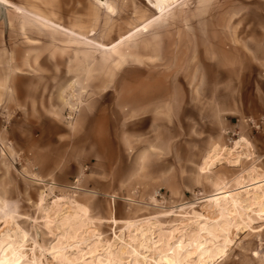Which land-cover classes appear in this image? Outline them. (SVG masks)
<instances>
[{
	"label": "rangeland",
	"instance_id": "1",
	"mask_svg": "<svg viewBox=\"0 0 264 264\" xmlns=\"http://www.w3.org/2000/svg\"><path fill=\"white\" fill-rule=\"evenodd\" d=\"M158 79L190 99L174 158L120 160L115 188L55 157L57 124ZM2 259L264 264V0H0Z\"/></svg>",
	"mask_w": 264,
	"mask_h": 264
},
{
	"label": "crops",
	"instance_id": "2",
	"mask_svg": "<svg viewBox=\"0 0 264 264\" xmlns=\"http://www.w3.org/2000/svg\"><path fill=\"white\" fill-rule=\"evenodd\" d=\"M133 91L129 93L124 88L115 94L119 107H126L129 98L133 100V109H109L106 103L108 98H104L92 106H84L73 121L65 120L57 124L54 139L49 141L54 146L55 157L102 160L101 164L92 161L90 164H95L99 169L104 166L106 170L102 173L111 174V178L119 168L120 160L174 158L178 143L175 128L179 126L176 120L179 111L177 114L175 107L179 106L177 110L183 109L190 101L188 95L181 97L179 90L160 79L152 82L151 86L146 82L137 84ZM217 101L215 98L214 107ZM112 182L115 188L123 183L114 177Z\"/></svg>",
	"mask_w": 264,
	"mask_h": 264
},
{
	"label": "bare ground",
	"instance_id": "3",
	"mask_svg": "<svg viewBox=\"0 0 264 264\" xmlns=\"http://www.w3.org/2000/svg\"><path fill=\"white\" fill-rule=\"evenodd\" d=\"M8 260H4L2 259V261L0 262V264H7Z\"/></svg>",
	"mask_w": 264,
	"mask_h": 264
}]
</instances>
